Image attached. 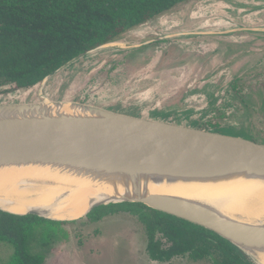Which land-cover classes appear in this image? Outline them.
<instances>
[{
    "label": "rangeland",
    "instance_id": "374dc122",
    "mask_svg": "<svg viewBox=\"0 0 264 264\" xmlns=\"http://www.w3.org/2000/svg\"><path fill=\"white\" fill-rule=\"evenodd\" d=\"M45 97L264 144V0L186 1L45 84L0 95V105ZM37 235L53 240L48 250L33 243L45 264H213L152 261L144 225L126 212L99 223L44 224ZM13 253L0 243V264Z\"/></svg>",
    "mask_w": 264,
    "mask_h": 264
},
{
    "label": "water",
    "instance_id": "95a60500",
    "mask_svg": "<svg viewBox=\"0 0 264 264\" xmlns=\"http://www.w3.org/2000/svg\"><path fill=\"white\" fill-rule=\"evenodd\" d=\"M48 78L42 83L45 84ZM45 100L36 104L0 105L1 114L9 111L23 114L28 110L40 112L37 116L0 119V166L54 162L187 177L234 170L264 176V144L213 131L117 114L75 102L69 103L99 117L50 116L42 112ZM61 103L67 102L54 104ZM117 203L143 204L195 224L214 232L244 253L250 249H264V226L237 222L202 204L173 196L155 194L101 203L93 206L85 217L95 208ZM0 210L17 216L34 215L49 219L37 211L18 215Z\"/></svg>",
    "mask_w": 264,
    "mask_h": 264
},
{
    "label": "trees",
    "instance_id": "16d2710c",
    "mask_svg": "<svg viewBox=\"0 0 264 264\" xmlns=\"http://www.w3.org/2000/svg\"><path fill=\"white\" fill-rule=\"evenodd\" d=\"M189 0H0V95L29 90L76 58L116 43L124 34ZM4 88H7L4 90ZM126 212L137 216L155 262L188 257L192 262L257 264L219 235L143 204L103 205L86 217L99 223ZM42 217L17 216L0 210V243L14 249L6 264H45L51 238L38 231L44 224L68 225Z\"/></svg>",
    "mask_w": 264,
    "mask_h": 264
},
{
    "label": "bare ground",
    "instance_id": "6f19581e",
    "mask_svg": "<svg viewBox=\"0 0 264 264\" xmlns=\"http://www.w3.org/2000/svg\"><path fill=\"white\" fill-rule=\"evenodd\" d=\"M46 100L42 112L50 116L99 117L69 102L55 105ZM38 114L9 111L0 113V119ZM155 194L186 199L228 219L264 226V176L240 170L187 177L54 162L0 166V209L18 215L37 211L52 220L75 222L97 204ZM246 253L264 264V249Z\"/></svg>",
    "mask_w": 264,
    "mask_h": 264
}]
</instances>
